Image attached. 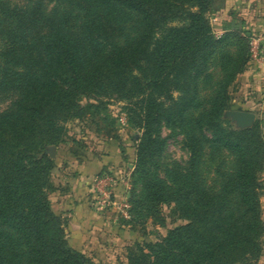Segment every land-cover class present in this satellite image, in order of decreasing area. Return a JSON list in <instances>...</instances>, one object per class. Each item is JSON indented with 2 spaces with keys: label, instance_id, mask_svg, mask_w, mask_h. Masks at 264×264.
<instances>
[{
  "label": "trees",
  "instance_id": "1",
  "mask_svg": "<svg viewBox=\"0 0 264 264\" xmlns=\"http://www.w3.org/2000/svg\"><path fill=\"white\" fill-rule=\"evenodd\" d=\"M218 2L0 0V93H20L15 106L0 114V264H21L23 246L27 264H91L69 246L66 227L52 211L46 192L54 163L46 149L62 142V122L85 115L82 96L111 91L131 102L144 130L133 175L143 198L132 202L148 210L172 202L187 222L170 230L151 255L134 254L130 263L237 264L259 255L260 126L234 129L221 122L228 88L250 62L249 34L214 36L209 15L221 9ZM133 19L141 35L134 46L121 48L115 40ZM234 44L241 47L236 58L224 52ZM216 56L227 78L200 125L235 157L237 169L212 193L195 183L205 139L185 127L198 104L199 79ZM163 124L172 131L183 128L190 153V168L167 170L172 186L154 169L166 146ZM234 194L243 218L229 213Z\"/></svg>",
  "mask_w": 264,
  "mask_h": 264
},
{
  "label": "rangeland",
  "instance_id": "2",
  "mask_svg": "<svg viewBox=\"0 0 264 264\" xmlns=\"http://www.w3.org/2000/svg\"><path fill=\"white\" fill-rule=\"evenodd\" d=\"M9 4H23L30 0H3ZM50 1V0H46ZM243 11L238 8L230 9V14L236 20L234 26L220 33L219 23L214 21L217 11L226 7V0H219L217 11L210 13L209 18L213 27L214 36L219 39L227 32L241 30L243 36L249 34L250 62L243 73L237 76L228 88V110L223 112L221 122L234 129H240L227 116L229 111H250L257 117L256 124L260 126V133L264 142V71L257 65L261 56V41L259 33L255 31V22L261 15L264 17V0H241ZM246 10V11H245ZM258 12L260 16H254ZM221 13V12H220ZM219 13V14H220ZM241 23V24H240ZM141 35L139 24L135 19L123 26L122 35L115 40L121 48L135 45ZM240 45L234 44L225 49V53L238 57ZM227 73L222 69L219 56H216L208 66L207 73L199 79V98L196 107L188 113V126L190 132L205 139L203 150L195 172V183L209 192L217 193L222 190L228 178L237 169V161L233 155L220 145L212 142V132L207 127L201 128V121H205L210 113L214 100L219 95L225 84ZM175 93V98L179 97ZM20 98L18 91L0 93V114L11 110ZM80 104L86 108L82 118H72L62 122L65 136L58 146H49L46 154L54 165L50 173L51 189L46 192L52 211L62 219L64 226H69V215L65 196L74 195V190L81 185H87L91 194L88 199L90 208L96 210L98 192L94 189L100 179H110L109 190L114 191L113 198L127 202L129 217H125L120 207H106L101 213L105 218L96 234H70L67 231L69 246L83 255L91 264H131L130 259L134 254L151 255V248L160 243L168 232L187 222L181 219L172 202L161 204L157 208L148 210L132 202L134 198L138 203L142 200L143 189L137 184L133 175L137 166V153L140 139L144 134L139 118L135 114L132 104L114 91L106 97L89 98L82 96ZM167 108L171 103L165 100ZM91 105L95 107L90 108ZM161 136L166 141L163 154L154 160L158 167L154 168L160 178L169 181L167 170H186L190 168V153L185 145V132L182 129L172 131L165 124L160 128ZM55 149V156L51 150ZM119 153L122 157L118 168L112 163L109 168H103L93 176H82L81 169L90 160H98L102 155L111 157ZM110 154V155H109ZM120 166V167H119ZM83 179H79V178ZM81 182V183H80ZM259 194L261 200V219L264 226V168L259 174ZM79 188V187H78ZM78 190V189H77ZM113 190V191H112ZM229 213L235 218H243L244 209L240 206L239 196L231 197ZM82 242V243H81ZM260 253L237 264H264V231L259 240ZM22 255L21 264H27L29 251L20 247ZM143 251V252H142Z\"/></svg>",
  "mask_w": 264,
  "mask_h": 264
},
{
  "label": "crops",
  "instance_id": "3",
  "mask_svg": "<svg viewBox=\"0 0 264 264\" xmlns=\"http://www.w3.org/2000/svg\"><path fill=\"white\" fill-rule=\"evenodd\" d=\"M254 1L259 2L260 0ZM241 3L246 5V3L241 2V0H226V7L221 11H217L214 21L219 23L218 29L220 33H224L227 29L237 23L229 12L232 7H234V9L238 8L239 11H243L244 8L240 6ZM255 15L260 16L258 12H256L254 16ZM254 26L255 31L260 35L259 41H261V56L259 64L257 63V65L264 71V17L262 15L256 19ZM110 156L111 157L108 158L102 155L101 159L90 160L85 163L84 167L80 168L82 174L81 177L93 176L94 174L99 173L101 169L109 166L111 167L112 163L116 164L118 168L119 163L122 161L121 155L119 153H114ZM81 177L79 179H83ZM78 187L76 188V191L74 190V195L71 194V196H65V199L69 197V200L67 199L68 201L65 202V204H67L65 213L69 215L70 221L67 231L70 234H81L84 237L85 234H96L95 232L98 230L99 226H101V223L104 222L105 217L101 213L90 208L87 202L91 194L90 188L87 187V185H81Z\"/></svg>",
  "mask_w": 264,
  "mask_h": 264
},
{
  "label": "built area",
  "instance_id": "4",
  "mask_svg": "<svg viewBox=\"0 0 264 264\" xmlns=\"http://www.w3.org/2000/svg\"><path fill=\"white\" fill-rule=\"evenodd\" d=\"M260 41L255 40V44H259ZM110 179H100L95 184V190L98 192L97 202H96V211L101 212L104 211L106 207H120V210L122 214L125 217H129V205L127 202L121 203V201H118L113 198L114 191L111 192L109 187L111 186L109 184Z\"/></svg>",
  "mask_w": 264,
  "mask_h": 264
},
{
  "label": "water",
  "instance_id": "5",
  "mask_svg": "<svg viewBox=\"0 0 264 264\" xmlns=\"http://www.w3.org/2000/svg\"><path fill=\"white\" fill-rule=\"evenodd\" d=\"M227 116L237 125L240 129L250 128L256 122V115L250 111H229ZM55 149L51 150V155L55 156Z\"/></svg>",
  "mask_w": 264,
  "mask_h": 264
}]
</instances>
